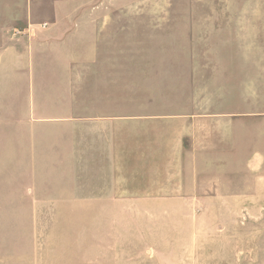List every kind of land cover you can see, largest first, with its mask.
<instances>
[{"label": "rangeland", "instance_id": "obj_1", "mask_svg": "<svg viewBox=\"0 0 264 264\" xmlns=\"http://www.w3.org/2000/svg\"><path fill=\"white\" fill-rule=\"evenodd\" d=\"M100 3L118 8V40L90 49L70 80L34 79L18 55L27 49H0V264H264V192L118 200L117 176V199L48 197L113 186L112 176L72 174L85 162L65 158L69 133L82 131L68 120L226 110L232 82L264 103V0Z\"/></svg>", "mask_w": 264, "mask_h": 264}, {"label": "crops", "instance_id": "obj_2", "mask_svg": "<svg viewBox=\"0 0 264 264\" xmlns=\"http://www.w3.org/2000/svg\"><path fill=\"white\" fill-rule=\"evenodd\" d=\"M100 1L0 0V49H27L18 55L34 79L70 80L75 64L91 62L90 49L118 40V8ZM259 16L264 30V10ZM259 50L264 65V42ZM10 52L4 56L14 50ZM228 79L232 82L234 75ZM236 88L234 82L227 88L226 110L198 105L190 113L162 118L68 120L82 131L69 133L72 143L65 158L85 162L82 172L72 174L112 176L113 186L44 190L52 202L112 200L117 199L118 176V200H197L203 193L223 190L247 198L251 191L264 192V103L251 104L250 88L241 93ZM235 93L242 94L243 103H234ZM107 161H114V168Z\"/></svg>", "mask_w": 264, "mask_h": 264}, {"label": "built area", "instance_id": "obj_3", "mask_svg": "<svg viewBox=\"0 0 264 264\" xmlns=\"http://www.w3.org/2000/svg\"><path fill=\"white\" fill-rule=\"evenodd\" d=\"M18 33H20V32H18Z\"/></svg>", "mask_w": 264, "mask_h": 264}]
</instances>
